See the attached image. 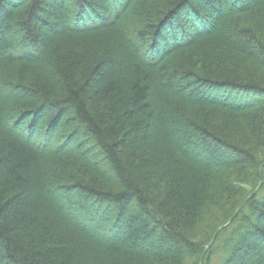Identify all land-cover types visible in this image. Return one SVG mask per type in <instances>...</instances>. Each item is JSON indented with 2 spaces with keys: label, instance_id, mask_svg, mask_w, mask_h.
Returning <instances> with one entry per match:
<instances>
[{
  "label": "trees",
  "instance_id": "trees-1",
  "mask_svg": "<svg viewBox=\"0 0 264 264\" xmlns=\"http://www.w3.org/2000/svg\"><path fill=\"white\" fill-rule=\"evenodd\" d=\"M0 264H264V0H0Z\"/></svg>",
  "mask_w": 264,
  "mask_h": 264
},
{
  "label": "water",
  "instance_id": "water-1",
  "mask_svg": "<svg viewBox=\"0 0 264 264\" xmlns=\"http://www.w3.org/2000/svg\"><path fill=\"white\" fill-rule=\"evenodd\" d=\"M229 223H230V222H229ZM229 223H228V224H229ZM228 224H227V225H228Z\"/></svg>",
  "mask_w": 264,
  "mask_h": 264
}]
</instances>
